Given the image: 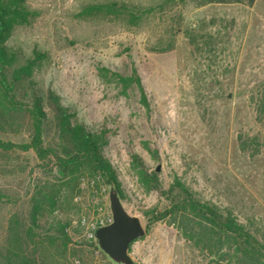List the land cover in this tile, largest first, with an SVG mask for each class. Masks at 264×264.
I'll list each match as a JSON object with an SVG mask.
<instances>
[{
	"label": "rangeland",
	"instance_id": "1",
	"mask_svg": "<svg viewBox=\"0 0 264 264\" xmlns=\"http://www.w3.org/2000/svg\"><path fill=\"white\" fill-rule=\"evenodd\" d=\"M112 1L134 10L87 11L92 3ZM26 4L34 15L15 27L6 44L18 53L17 64L35 48L48 54L35 67L33 84L23 83L26 92L34 87L52 116L48 95L53 91L75 122L104 136L103 153L117 170L123 203L146 228L131 244L134 261L228 264L204 255L169 219L149 222L147 213L164 210L170 201L145 187L132 162L136 153L165 188L179 179L264 242V127L252 98L264 84V0ZM134 75L145 87L147 104L138 85L124 79ZM45 128L46 143H56L54 125L47 121ZM241 133L258 136L260 152L243 150ZM0 136L14 144L0 147V258L19 253L35 256L38 264H101L80 220L93 218L95 200L103 211L110 209L111 187L87 170L64 177L55 158L43 161L34 150H22L17 144L29 140L24 128L8 126ZM82 179L88 181L84 188ZM102 187L108 191L102 193ZM63 222L71 236L67 246L48 237Z\"/></svg>",
	"mask_w": 264,
	"mask_h": 264
},
{
	"label": "trees",
	"instance_id": "2",
	"mask_svg": "<svg viewBox=\"0 0 264 264\" xmlns=\"http://www.w3.org/2000/svg\"><path fill=\"white\" fill-rule=\"evenodd\" d=\"M27 0H0V130L24 128L29 140L17 144L22 150H34L45 161L55 158L56 166L62 176H77L83 170L100 175L109 187H116L122 201L126 199L125 190L118 178L113 163L103 153L104 136L89 129L85 124L74 121L75 114L62 104L53 91L48 95V107L31 86V94L26 92L24 82L32 83L35 67L48 57L47 52L33 51L21 64H17L18 53L6 41L17 25L30 23L34 13L27 6ZM134 10V6L120 2H97L87 8L88 12L119 14ZM135 82L141 93L142 101L147 104L145 87L138 75L124 78ZM33 84V83H32ZM23 89V91H21ZM25 89V90H24ZM30 95L31 100L26 98ZM256 102L257 120L264 127V84L260 85L252 97ZM51 122L58 135L56 143H46L45 124ZM239 135L240 147L256 154L261 150L258 136ZM14 146L4 142L0 136V147ZM153 153L157 150L150 148ZM133 165L141 181L150 191L165 196L170 204L164 210L152 209L147 213L149 222L155 223L169 219L199 251L206 256H218L228 264H264V242L232 213H226L216 204L203 201L194 195L179 179L165 188L157 173L150 171L139 154H133ZM2 195L0 194V200ZM33 223L38 226L34 216ZM68 222H63L55 234L49 238L60 240L65 246L71 241L66 231ZM139 239V238H138ZM136 239V240H138ZM35 256L15 254V258H0V264H38ZM137 264V263H136Z\"/></svg>",
	"mask_w": 264,
	"mask_h": 264
},
{
	"label": "water",
	"instance_id": "3",
	"mask_svg": "<svg viewBox=\"0 0 264 264\" xmlns=\"http://www.w3.org/2000/svg\"><path fill=\"white\" fill-rule=\"evenodd\" d=\"M109 199L113 220L96 230L98 244L114 264H136L130 247L133 241L146 234V228L139 216L127 210L114 186L110 188Z\"/></svg>",
	"mask_w": 264,
	"mask_h": 264
},
{
	"label": "built area",
	"instance_id": "4",
	"mask_svg": "<svg viewBox=\"0 0 264 264\" xmlns=\"http://www.w3.org/2000/svg\"><path fill=\"white\" fill-rule=\"evenodd\" d=\"M87 183H88L87 180L82 179L81 180L82 188L86 187L88 185ZM107 191L108 190L106 187H102L101 190L102 193H106ZM77 199L80 200L81 196L80 195L77 196ZM98 204L99 201L95 200L93 209L91 210L93 213V218H89L88 216L83 215L80 222H81V226L84 228L83 231L84 238H86V240H88L92 244L91 248L95 258H97L101 264H108L110 263V258L100 248L98 244V240L96 238V230L101 226L111 223L113 220V215L111 209H107L103 211L104 209ZM95 212L97 213V215L95 214Z\"/></svg>",
	"mask_w": 264,
	"mask_h": 264
}]
</instances>
